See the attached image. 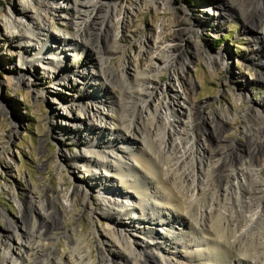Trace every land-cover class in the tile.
<instances>
[{
	"label": "bare ground",
	"instance_id": "6f19581e",
	"mask_svg": "<svg viewBox=\"0 0 264 264\" xmlns=\"http://www.w3.org/2000/svg\"><path fill=\"white\" fill-rule=\"evenodd\" d=\"M253 1L210 0L217 9L207 13L217 16L220 21L217 26L221 27V20L230 18V10L236 8L245 23L252 24L262 43L264 1ZM43 2H49L57 9L54 0L25 1L17 16L6 18L5 24L9 36L19 41L23 53H29V62H45L51 69L49 71L59 75L58 65L65 59L56 56L71 51L73 46L78 47L82 42L91 44V40L82 36V31L105 6V1L68 0V21L74 25L75 31L65 35L64 41L54 35L53 20ZM135 4L126 6L124 12L130 15L148 5L166 12L171 9L168 0H138ZM111 8L116 15V6ZM125 18L120 21V29L113 37L125 31L128 19ZM202 22L206 24L201 28H205L210 24V18L199 19V24ZM163 23L147 40L150 46L146 51V67L138 68V63L126 60L121 72H116L110 68L107 59L101 58V69L95 68L98 77L94 75L95 83L99 85L92 87L94 90L89 99L94 104L91 106L87 102L72 106L74 115L64 112L65 126L59 128L61 132L76 137L82 146L71 158L74 162L81 161L85 171L89 172L88 188L80 185L67 190L65 200H60L59 204L56 199H51L52 211L43 204L34 205L33 209L53 221L56 215L73 210V196L78 195L89 210L105 215L116 224L109 233V240L118 248L117 253H109L103 244L100 257L90 261L91 251L83 249L81 243L74 240L73 259L67 264H264V152L252 148L245 154L232 151L233 143L225 144L232 149L225 158H215L222 150L217 146L219 142L213 145L201 140L203 135L200 139L190 136V95L195 82L184 73L191 61L187 58L184 66L178 68L176 52L179 43L176 40L161 42L165 29ZM194 31L198 33L197 29ZM93 47L96 49L92 63L100 53L99 46L94 44ZM253 49L264 53L260 46L255 45ZM159 56L162 63L157 61ZM214 58L205 57L212 69L225 65L222 57ZM165 67L174 69V78L179 80L180 88L173 84L175 81L170 88L166 85L173 91L171 100L166 99L163 106L154 107L152 101L162 89L158 82L159 73ZM67 70L65 68V72ZM258 77L264 81V69ZM18 79L28 82L25 75ZM115 79L124 83L122 96L111 91V87L116 86ZM87 96L88 92H82L83 98ZM235 100L238 103L241 99ZM109 103L117 114L114 127L105 123L104 107ZM54 110L60 112L57 107ZM81 115L85 119L84 129L76 123ZM249 117L257 133L264 132L260 124L263 120L257 112L251 111ZM261 141L264 142V135ZM99 169L104 170L100 172ZM92 190L100 195L97 203L88 199ZM177 223L182 225L183 231L174 225ZM7 227L13 234L19 233L17 226L9 224ZM129 227H135V233L130 234ZM47 232L44 228L34 233L29 231L28 239L21 242L24 252L17 256L7 240L2 241L0 264H58L55 249L49 247L46 253L40 251L44 244L42 237L47 236ZM34 236L36 241L32 239ZM9 260L12 263H8Z\"/></svg>",
	"mask_w": 264,
	"mask_h": 264
},
{
	"label": "rangeland",
	"instance_id": "374dc122",
	"mask_svg": "<svg viewBox=\"0 0 264 264\" xmlns=\"http://www.w3.org/2000/svg\"><path fill=\"white\" fill-rule=\"evenodd\" d=\"M25 1L32 2L0 0V243L7 240L16 256L23 254L21 242L28 239V232H38L43 228L48 232L42 237L44 244L40 251L46 253L49 247L55 249L58 264H67L73 259L74 240L79 241L83 249L91 251L90 261L100 257L103 244L109 253H117L118 248L109 240L111 229L116 228L114 221L89 210L78 195L73 196V210L56 215L53 221L33 207L43 204L52 211V200L56 199L59 204L60 200H65L67 190L80 185L88 188L86 179L89 172L85 171L81 161L74 162L71 158L82 146L76 137L61 132L59 128L65 126L64 112L74 115L72 106L87 102L91 106L94 104L89 99L94 90L92 87L98 84L95 83L98 77L95 68L101 69V58L107 59L110 68L116 72H121L126 60L135 61L138 68L146 67V51L150 46L147 40L163 22L165 29L161 42L176 40L179 43L176 52L178 68L184 66L187 58L191 61L184 73L195 82L190 95V136L200 139L203 135L201 140L205 139L213 145L219 142L217 146L222 150L215 158H225L232 150L225 144L233 143L232 151L245 154L252 148L264 152V142L261 141L264 132L257 133L249 117L251 111L257 112L263 120L260 124L264 129V81L258 77L264 69V58H261L264 53L253 49L255 45L264 48V42L260 43L252 24L245 23L236 8L230 10L231 17L221 20V27H218L220 21L217 16L207 13L217 9L210 0H168L171 9L167 12L148 5L130 15L124 12L125 7L138 0H104L105 6L82 31V36L91 40V44L82 42L83 45L73 46L71 51L56 56L65 60L58 65L59 75H55L45 62H29V53L24 54L19 41L9 36L6 18L16 17ZM54 2L57 9L49 2H43V5L53 20L54 35L64 41L65 35L75 31L74 25L68 21L69 3L68 0ZM112 6H116V15ZM124 16L128 18H125V31L113 37L120 29L119 23ZM201 18H210V24L201 28L202 24H206H199ZM196 29L198 33L194 31ZM49 43L55 44L54 41ZM92 44L99 46L100 50L99 59L95 57L93 63L91 58H94L96 48ZM108 47L115 50H107ZM207 56L222 57L225 65L212 69L205 61ZM157 61L162 63V57L159 56ZM65 68L70 74L65 72ZM174 74V69L169 67L159 73L158 82L162 89L158 90L153 100L157 99L156 102L152 101L154 107L163 106L166 99L171 100L173 91L167 88L171 83L175 81L173 84L180 88ZM20 75H25L28 82L20 81ZM114 84L112 93L122 96L124 83L115 79ZM82 92H88L87 98L82 97ZM238 97L241 100L237 103L235 99ZM55 107L60 112L55 111ZM104 111L105 123L114 127L117 114L111 110V103L104 107ZM81 116L76 123L84 129L85 119ZM103 170L99 169L100 172ZM99 197L92 190L88 199L97 203ZM113 215L116 217V214ZM118 218L121 219V216ZM9 224L17 226L19 233L13 234L8 230ZM174 225L183 231L182 225ZM134 228L129 227L130 234L135 233ZM32 239L36 241L35 236ZM8 263L12 262L9 260ZM49 263L53 264H46Z\"/></svg>",
	"mask_w": 264,
	"mask_h": 264
}]
</instances>
